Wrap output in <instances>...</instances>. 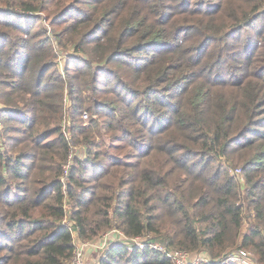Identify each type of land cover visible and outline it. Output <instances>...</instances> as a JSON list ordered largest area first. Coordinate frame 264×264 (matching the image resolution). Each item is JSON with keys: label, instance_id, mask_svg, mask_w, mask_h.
Returning <instances> with one entry per match:
<instances>
[{"label": "trees", "instance_id": "16d2710c", "mask_svg": "<svg viewBox=\"0 0 264 264\" xmlns=\"http://www.w3.org/2000/svg\"><path fill=\"white\" fill-rule=\"evenodd\" d=\"M0 122V264H264V0H0Z\"/></svg>", "mask_w": 264, "mask_h": 264}, {"label": "rangeland", "instance_id": "374dc122", "mask_svg": "<svg viewBox=\"0 0 264 264\" xmlns=\"http://www.w3.org/2000/svg\"><path fill=\"white\" fill-rule=\"evenodd\" d=\"M22 22H24V18L21 17L20 19ZM31 26L34 27L35 24L32 22ZM249 34H254L251 30H247L246 31V36ZM58 62H60L61 65H63V62H65V59L62 58H58ZM89 113V112H88ZM92 113V111L90 112ZM2 123L0 122V125ZM235 172H239V169H235ZM73 236L75 237V246H76V250H80L81 253V258H82V264H100V261L103 257H105V253H107L108 249L111 247L110 244L113 242L114 238H125L124 235H122L117 229L115 230H111L109 232L104 233L103 235H101L100 237L92 240V241H86L87 243L84 246H78V242H82L81 240H79L78 238H76V233L73 232ZM142 239V240H141ZM145 239V237H141L139 239H137L136 241L138 242H142ZM135 240V239H132ZM84 242V241H83ZM81 244V243H80ZM153 244L151 246L154 247ZM78 246V247H77ZM110 246V247H109ZM159 246V245H158ZM243 250V249H241ZM243 252V251H241ZM236 253L239 254V251H237ZM244 253V254H243ZM243 258H244V263L241 262H237L238 264H254L257 263V261L255 260L256 255L253 254L251 252V250L246 249V251L244 250L243 252ZM76 252L73 255V257L68 261L67 264H72L73 259L75 258ZM174 258H175V263L174 264H202V262L205 259V256L200 253V252H192V253H179L176 252L174 254ZM239 256V255H237ZM236 259V257L234 258ZM216 260H220V259H216ZM216 264H223L222 262L219 263V261H216Z\"/></svg>", "mask_w": 264, "mask_h": 264}, {"label": "built area", "instance_id": "2783aa9c", "mask_svg": "<svg viewBox=\"0 0 264 264\" xmlns=\"http://www.w3.org/2000/svg\"><path fill=\"white\" fill-rule=\"evenodd\" d=\"M81 117L82 118H84V119H86L87 118V113L86 112H83L82 114H81ZM67 172V169L65 168V173ZM81 243V244H80ZM87 242H78V246H84L85 244H86ZM153 245V244H152ZM77 246V247H78ZM154 247H158L157 246V244L156 245H154ZM160 247V246H159ZM75 248H76V246H75ZM75 252H76V255H75V258L73 259V261H72V264H82V258H81V253H80V250H74V254H75ZM244 252V251H243ZM243 252H239V254L238 253H234V254H229L227 257H225V258H223V259H221V262L222 263H224V262H230V261H235V262H241V261H243V262H241V263H244L245 261H244V258H243ZM171 254L173 253V252H170ZM176 252H174L173 253V255L175 254ZM180 253V252H179ZM243 253V254H242ZM170 255V254H169ZM237 255H239V256H237ZM236 257V259H234ZM239 260H241V261H239Z\"/></svg>", "mask_w": 264, "mask_h": 264}]
</instances>
